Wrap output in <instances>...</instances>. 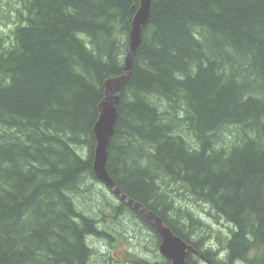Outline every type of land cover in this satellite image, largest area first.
Listing matches in <instances>:
<instances>
[{"label": "trees", "instance_id": "obj_1", "mask_svg": "<svg viewBox=\"0 0 264 264\" xmlns=\"http://www.w3.org/2000/svg\"><path fill=\"white\" fill-rule=\"evenodd\" d=\"M19 5L0 44V264H92L93 237L127 241L108 217L129 211L156 234L117 198L101 222L74 198L103 184L93 128L140 2ZM118 112L108 172L194 246L187 264H264V0H153ZM172 183L230 226L223 259Z\"/></svg>", "mask_w": 264, "mask_h": 264}, {"label": "rangeland", "instance_id": "obj_2", "mask_svg": "<svg viewBox=\"0 0 264 264\" xmlns=\"http://www.w3.org/2000/svg\"><path fill=\"white\" fill-rule=\"evenodd\" d=\"M20 10L22 11V7L19 5V0H0V37L2 38L0 44L4 43L3 45H6L10 43L13 29L21 23L18 15ZM93 188L94 191L85 192L83 187V191L74 198L77 205L79 204L80 207H78L81 211L83 210L87 215L97 217L101 222L103 221L101 217L111 214L109 208L102 205L106 204L107 199L114 200L115 197L103 184H96ZM170 188H173L176 194V203L183 209L190 210L191 215L203 221L204 225L198 227V229H202V234L207 238L208 245L212 246L218 253L220 252L219 256L223 259L226 256V246L231 236L230 226L225 220L217 219L209 206L195 201L187 194H182L184 192L178 185L172 183ZM100 209H103V215ZM99 216L101 217L99 218ZM107 219H109V226L126 236L127 241L119 240L110 244L104 239L93 237L90 240L92 249H94L92 264H132L125 262L132 258V254L137 255V259L165 264L166 260L160 254L158 248L162 242L161 237L155 234L142 221L136 220L129 211ZM101 228H103V225H101ZM201 264L207 263L202 262Z\"/></svg>", "mask_w": 264, "mask_h": 264}, {"label": "water", "instance_id": "obj_3", "mask_svg": "<svg viewBox=\"0 0 264 264\" xmlns=\"http://www.w3.org/2000/svg\"><path fill=\"white\" fill-rule=\"evenodd\" d=\"M141 5L134 16L132 29L130 33V50L125 60V70L122 76L111 77L106 82L107 98L100 105L99 120L94 129V136L97 138L95 149V158L93 169L99 178L104 179L106 184L117 190L116 185L108 175V159L111 139L115 132V126L119 118L118 105L124 92V87L131 77L133 70L134 57L141 46L142 34L151 18L153 10V0H140ZM121 199L131 204L135 209L141 212L142 216L150 221L157 231L162 235L164 243L161 251L164 255L173 260V264H186V259L191 246L187 245L181 237H178L173 231L163 223L154 213L143 209L140 204L129 199L126 194L117 191Z\"/></svg>", "mask_w": 264, "mask_h": 264}, {"label": "bare ground", "instance_id": "obj_4", "mask_svg": "<svg viewBox=\"0 0 264 264\" xmlns=\"http://www.w3.org/2000/svg\"><path fill=\"white\" fill-rule=\"evenodd\" d=\"M139 2H140V5H141V1L139 0ZM153 11V10H152ZM151 16H152V14H151ZM134 20V19H133ZM150 20H151V18H150ZM133 23V22H132ZM143 35V34H142ZM142 39H143V36H142ZM130 43H131V40H130ZM130 43H129V50H130ZM129 50H128V52H129ZM139 50V49H138ZM138 52V51H137ZM128 54V53H127ZM137 54V53H136ZM136 56V55H135ZM134 59H135V57H134ZM126 60V59H125ZM124 70H125V65H124ZM132 72H133V70H132ZM124 74V73H123ZM122 74V75H123ZM121 75V76H122ZM131 75H132V73H131ZM131 78V77H130ZM130 80V79H129ZM107 81V80H106ZM127 84H128V82H127ZM126 84V85H127ZM126 87V86H125ZM125 87H124V89H125ZM107 98V87H106V85H105V98L103 99V101L105 100ZM102 101V102H103ZM101 102V103H102ZM101 103H100V105H101ZM100 105H99V116H100ZM98 120H99V117H98ZM98 120H97V122H98ZM97 122H96V124H97ZM96 124H95V126H96ZM117 124V123H116ZM95 126H94V128H93V134H94V129H95ZM115 130H116V126H115ZM114 135H115V132H114ZM113 135V136H114ZM95 137V136H94ZM113 138V137H112ZM96 139V146H97V142H98V140H97V138H95ZM111 141H112V139H111ZM95 149H96V147H95ZM94 158H95V154H94ZM94 158H93V162H94ZM94 170V169H93ZM108 170V169H107ZM94 173H95V171H94ZM96 175V177L104 184V186L113 194V196L115 197V198H117L121 203H123V204H125L126 206H128L131 210H133L134 212H136L137 214H139V216L150 226V227H152L154 230H155V232H156V234L157 235H159L160 237H161V243L159 244V252H160V254L164 257V259H167L168 261H170L171 262V264H173V260L169 257V256H167V255H164L163 253H162V251H161V247H162V245H163V243H164V239H163V237H162V235L157 231V229L155 228V226L150 222V221H148V220H146L143 216H142V214H141V212L140 211H138L137 209H135L131 204H129V203H127V202H125V201H123L122 199H121V197L118 195V193H117V191H120L121 193H124V194H126L119 186H118V184L114 181V179L110 176V174H109V172H108V175H109V177L112 179V181H113V183L116 185V187H117V190H114V188L113 187H111V186H109L108 184H106V182L104 181V179H102V178H99L98 176H97V174H95ZM126 196L127 197H129V199H131V200H133L134 202H136V203H138V204H140V206L143 208V209H146L147 211H149L150 213H154L153 211H151V210H149L144 204H142V203H140V202H138V201H136V200H134L133 198H131L129 195H127L126 194ZM159 219H161L162 221H163V219L162 218H160L156 213H154ZM163 223L165 224V222L163 221ZM167 225V224H166ZM168 226V225H167ZM171 229V228H170ZM174 233V232H173ZM175 234V233H174ZM159 237V238H160ZM179 237V236H178ZM183 239V238H182ZM184 240V239H183ZM184 242L187 244V245H189V246H191L192 248H191V251L189 252V254H188V257H187V259H186V264H187V262H188V258H189V255L191 254V253H193V254H198V251L194 248V246H192V245H190V244H188L185 240H184ZM135 255V254H134ZM126 263H132V262H130V261H125ZM132 264H136V263H132ZM208 264V263H207ZM210 264V263H209Z\"/></svg>", "mask_w": 264, "mask_h": 264}]
</instances>
